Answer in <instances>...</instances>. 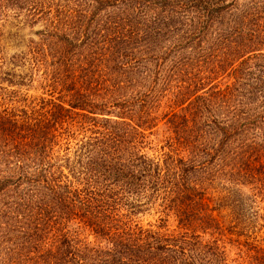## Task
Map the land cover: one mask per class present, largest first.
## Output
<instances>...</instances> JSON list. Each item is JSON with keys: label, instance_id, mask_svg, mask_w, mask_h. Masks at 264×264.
<instances>
[{"label": "trees", "instance_id": "obj_1", "mask_svg": "<svg viewBox=\"0 0 264 264\" xmlns=\"http://www.w3.org/2000/svg\"><path fill=\"white\" fill-rule=\"evenodd\" d=\"M10 16L39 26L10 60L42 88L0 112V217L24 243L11 264H264V78L250 77L264 71V0H0ZM179 25L185 49L229 37L216 68L163 47ZM155 133L158 156L144 151ZM142 199L155 228L133 219Z\"/></svg>", "mask_w": 264, "mask_h": 264}, {"label": "rangeland", "instance_id": "obj_2", "mask_svg": "<svg viewBox=\"0 0 264 264\" xmlns=\"http://www.w3.org/2000/svg\"><path fill=\"white\" fill-rule=\"evenodd\" d=\"M22 21V18H13L12 16L8 17L7 19H2L0 17V112H2L4 109L12 108L16 104L18 105L21 102L22 97L24 96L31 98L33 96L40 95L42 92L40 82L36 80L37 74L32 76L30 79L27 78V76H24L26 79L23 82L20 80L21 75L28 74L30 71L28 63L24 62L25 65L23 66L20 64V62L15 63V61H13L15 59L13 58L12 60H10L11 56L14 54H20V52L25 53L26 44L28 43L29 39H38L33 32L34 30L38 29L39 26L35 25L30 28L26 26V24H24ZM187 29V26L179 25L178 29L171 32L168 38H165L163 47H167L170 53H172L174 44L171 46V41L173 40V43L176 42L177 47H179V49H177L176 51L177 54L172 53L176 57L182 56V53L185 52L184 54H191L192 57L200 61L204 55L207 56L208 54V60L212 61L209 62V67H211V69L212 66L216 68V66L218 65V60H222L223 58L222 52H224L225 48H227L229 41L227 39L229 37L224 38V35L219 36V34L214 33L213 30L205 31V34L193 37L194 39L190 41V48L185 49V47L182 48V46H185V43L189 39L188 37L191 36V33L185 32ZM259 34L260 39H264V26L261 27V32H259ZM238 36L239 35H236V33L232 35L230 38V42L235 40V38ZM238 39H240V37ZM234 45L235 42L230 44V46ZM247 55L248 54H246L244 58ZM238 62L239 60L235 62L233 61L230 66H227L225 69L220 71L212 70L210 73V76L212 78L211 84H218L221 88L224 86V84H226L225 82H230L232 80L230 78L231 75L235 76V73L232 72V68L236 67ZM247 64H252V62ZM251 71L252 72L250 73V77L255 78L257 76H262L264 78V71L261 72V69L258 66H255ZM6 78H11L14 81L10 83ZM154 108L156 110L159 109L158 103ZM163 111L164 110L162 109L161 112L163 113ZM147 138L149 139L150 143L147 148H144V151L153 156L160 155L163 152V145L167 144L162 133H155L148 136ZM71 145L74 146L73 143H71ZM72 150L74 149L72 148ZM60 154H65V150L63 148H61ZM1 160H3V156H1L0 154V169H3L4 165ZM52 162H54L55 165L62 164L58 160H52ZM64 171L66 172V168L64 169ZM227 186L229 185H224V187ZM222 187L223 186L221 185H213V187H211V193L224 194L225 190L221 189ZM18 189H20L19 191H22L21 188ZM5 201L9 202V199L5 197ZM138 201H140V207H138L139 209H137V211L133 215V219L136 220L144 228L157 227V225L161 222L159 219L161 215L157 211V206L144 203V199ZM3 211L5 212H3V216L0 217V222L3 221L6 223L3 230V232L5 233L2 238L0 235V264H11V260L14 261V259L20 256L21 253H18V251L21 245H23L24 243H22L18 238V228L20 225V223L17 221L18 218H15V215L7 213L8 209L5 207H3ZM165 225L168 228L167 230H173V228L175 227V222L170 218L165 222ZM263 228L260 229V232L258 234H263L261 232V230H264ZM49 240L50 239L42 240L38 237L33 241L37 245L36 249L41 250L42 248H44V246H46Z\"/></svg>", "mask_w": 264, "mask_h": 264}]
</instances>
